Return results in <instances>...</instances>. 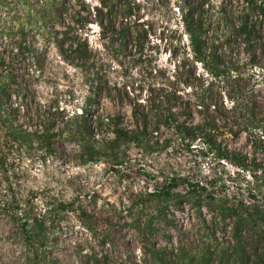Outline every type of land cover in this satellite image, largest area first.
<instances>
[{
	"label": "rangeland",
	"instance_id": "rangeland-1",
	"mask_svg": "<svg viewBox=\"0 0 264 264\" xmlns=\"http://www.w3.org/2000/svg\"><path fill=\"white\" fill-rule=\"evenodd\" d=\"M138 2L144 26L118 3L95 16L100 0H0V264H264V0ZM187 2L197 4L220 77L193 56L179 10ZM110 18L133 33L115 32L114 47L105 45L113 29L99 24ZM81 38L87 65L71 49ZM94 64L103 84L90 107ZM172 87L192 120L211 90L213 149L156 147V135L140 148L94 122L113 115L132 128L133 104L156 108ZM169 136L166 127L158 135ZM85 142L121 146L120 155L99 157ZM175 173L186 181L171 188ZM222 204L238 215H218ZM14 211L31 218L29 234Z\"/></svg>",
	"mask_w": 264,
	"mask_h": 264
},
{
	"label": "trees",
	"instance_id": "trees-1",
	"mask_svg": "<svg viewBox=\"0 0 264 264\" xmlns=\"http://www.w3.org/2000/svg\"><path fill=\"white\" fill-rule=\"evenodd\" d=\"M139 0H100V4L102 8H95L94 14L97 16V13H104V11L107 12L105 16H110V13L115 8L117 3L122 7L121 11L125 14V18L127 21H129L128 18H131L134 16L136 19V26H144V23L141 21V17L139 16L140 12V4L138 2ZM111 2V5L109 6L108 3ZM197 4L187 2L184 5L181 4L179 7V10H182L184 15V24L186 25V31L187 35L190 41L191 48L193 50V56L197 62H200L204 67H207V69L212 73L214 77H220L222 72L224 71L222 67H215L210 68V58L213 57L214 59H218V54L212 53L208 54L205 51L204 47V36H203V22L201 19V16L197 10ZM203 6H208L207 2H204L202 4ZM81 15V14H79ZM89 22V21H88ZM113 21L112 18L109 19V22H105L104 19L99 21V24L101 27L104 28V30L107 29H113L112 34L106 38L105 45L110 44L111 46H115V38L117 37V34L115 36V32H118L125 36L126 40L129 38V33L133 35L132 31H130L131 24H123V29L118 31L116 24ZM134 37V36H133ZM137 37H139V32H137ZM83 38L79 39L78 41H72L71 42V49H74L75 46L79 47L83 50V54L80 56L82 60L85 61L86 65L91 63V57L90 54L92 50L88 47V43L82 41ZM125 48V45H120V51L121 49ZM77 50V49H76ZM68 61H71V59L68 56H65ZM85 64L82 66L83 69H87V66ZM88 72V70H87ZM90 87L92 94L90 98L88 99V106L93 107V97L97 92H99L102 89L103 84V77H102V71L100 66L97 64H94L90 67ZM177 81V79H176ZM178 82V81H177ZM188 85V88L193 89V86ZM3 87V86H1ZM172 90L169 91L167 94H163L164 91L161 93H158L156 95V108H153L154 106H145L143 104H139L138 102L133 104L132 113L133 117L135 119V126L132 128H129L127 126H124L120 120H118L113 115H108L106 117H100L96 118L94 122L97 124V127H102L104 124H109L111 126V129L115 135V139L118 141H121L122 139H125L126 141H134L139 142L138 145L141 148L142 144L140 142H146L147 145H151V136L156 135V147H163L166 149H170L173 151L177 150H186V151H194L197 149V142L203 141L204 145L202 146V150L207 149H213L212 146L215 144V126L217 123L216 117L212 114L210 111L209 106H206L207 101L210 100V97L212 95L211 90H206L198 99L201 111L205 112L200 120H192L193 117V111L191 108H189V111H179L178 106H175L172 103V97H176L177 92H175L176 88L172 87ZM175 89V90H174ZM97 90V91H95ZM95 91V92H93ZM239 110V108H236ZM86 108H82L81 114L83 117L87 114ZM238 115H241L238 111ZM247 117H254L250 112H247ZM96 127V129H97ZM166 127L171 133L172 136H169L167 138H159L158 135L160 134V130L162 128ZM84 130H81V127L78 128V133L82 134ZM44 136L50 138H54L56 135L53 131L46 130V134ZM176 140H179V144L176 146H173V143ZM82 147L84 149H89L92 151H96L101 157V153H112L116 157H118L121 151V146H102L99 144H87L82 143ZM91 152V151H90ZM98 159V158H97ZM100 159V158H99ZM173 175V174H172ZM183 181H186V177L182 174L175 173L172 177L169 178V186L171 188L178 187ZM190 185V192L195 193L198 191L199 188H201V182H193ZM217 201V200H214ZM220 202V200L218 201ZM220 204V203H219ZM239 208H235L233 206H227L226 204L219 205V209L217 211L218 215L224 216L227 218V216H236L238 215ZM13 215L18 216L21 220L22 224V232L20 234H29L30 231V219L26 212H18L14 211Z\"/></svg>",
	"mask_w": 264,
	"mask_h": 264
}]
</instances>
